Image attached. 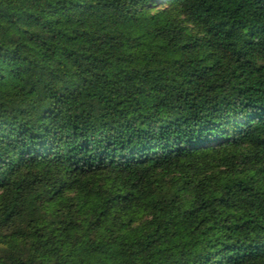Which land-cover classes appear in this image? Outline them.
I'll return each mask as SVG.
<instances>
[{"label": "trees", "instance_id": "1", "mask_svg": "<svg viewBox=\"0 0 264 264\" xmlns=\"http://www.w3.org/2000/svg\"><path fill=\"white\" fill-rule=\"evenodd\" d=\"M0 264H264V0H0Z\"/></svg>", "mask_w": 264, "mask_h": 264}]
</instances>
